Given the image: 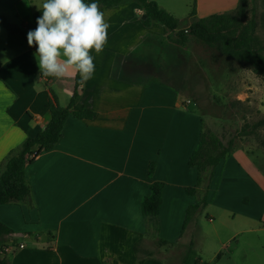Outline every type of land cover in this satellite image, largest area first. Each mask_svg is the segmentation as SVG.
<instances>
[{
	"label": "crops",
	"instance_id": "1",
	"mask_svg": "<svg viewBox=\"0 0 264 264\" xmlns=\"http://www.w3.org/2000/svg\"><path fill=\"white\" fill-rule=\"evenodd\" d=\"M153 1L178 16L160 0ZM194 2L201 19L202 2L191 0V11ZM43 3L0 0V15L19 26L31 25L37 5ZM101 11L110 25L108 40L95 56L93 78L81 85L76 101L97 117L87 121L71 116L57 146L27 164L29 197L0 206V222L13 231L0 246L1 258L9 264H138L141 258L145 264H163L140 257L139 245L157 224L159 239L182 247L187 210L196 204L197 196L187 193L198 179L189 160L202 125L192 111L182 108L183 94L175 83L134 82L116 75L120 63L129 68L126 60L138 54L147 40H162L170 31L158 23L146 26L145 9L134 1ZM35 51L19 34L0 25V174L26 139L50 122L49 86L58 88L61 105L70 103L74 94L79 72L70 69L66 87L63 77L47 79L40 73ZM90 55H95L94 49ZM228 159L243 169L253 183L255 199L264 203V183L250 159L235 151L219 167ZM151 162L156 163L153 178L149 177ZM154 181L165 183L156 219L144 216L141 207ZM172 232L178 240L169 241Z\"/></svg>",
	"mask_w": 264,
	"mask_h": 264
},
{
	"label": "rangeland",
	"instance_id": "2",
	"mask_svg": "<svg viewBox=\"0 0 264 264\" xmlns=\"http://www.w3.org/2000/svg\"><path fill=\"white\" fill-rule=\"evenodd\" d=\"M201 2L200 12L205 18L217 12H237L238 0ZM160 3L177 13L180 27L162 40H147L138 54L126 60L129 68L123 69L120 63L116 75L134 82L157 79L175 83L183 94L182 108L192 111L202 125L211 157L195 196L201 208L186 229L182 247L179 242L163 243L154 225L139 245L140 257L163 264H185L189 242L193 241L197 256L190 264H196L199 257L200 264H264V203L255 199L252 181L233 159L219 167L235 151H242L264 183V75L255 74L246 61L225 54L222 42L209 44L189 32L184 33L185 39L178 35L196 22L189 18L191 0ZM225 23L235 30L224 33V40L251 43L264 54V0H247L239 20ZM241 34L244 38H239ZM61 80L66 87L68 78ZM53 89L58 92L57 87ZM216 160L220 163L212 165ZM170 219L174 222L175 215ZM174 235L169 234V241L178 240Z\"/></svg>",
	"mask_w": 264,
	"mask_h": 264
},
{
	"label": "trees",
	"instance_id": "3",
	"mask_svg": "<svg viewBox=\"0 0 264 264\" xmlns=\"http://www.w3.org/2000/svg\"><path fill=\"white\" fill-rule=\"evenodd\" d=\"M128 1H134L144 7L146 14L144 24L146 26L158 23L165 26L171 32L178 30L180 27V20L161 8L159 4L153 0H97L100 10L107 7H118ZM84 2L90 4L93 0H84ZM246 4L247 0H239V5L236 9L237 12L233 15L229 13L214 14L197 20V3L194 2L190 17L195 19L196 22L193 23L188 30L184 32L179 31L178 35L185 39L184 33L189 32L190 35L195 36L199 40L209 44L222 42V51L225 54L246 61L253 67L255 74L264 75V54H261L257 49H255L251 43L246 45L238 40L230 41L223 39L224 33L235 30V28H227L228 26L225 21L239 20L244 13ZM41 15L42 12L40 10L37 11L34 16L33 24L23 26L11 23L4 16L0 15V25H3L10 32L19 34L24 40H27L28 31L36 29V20ZM243 36L244 35L241 34L239 38H244ZM46 78L51 79L49 77ZM78 81L79 73L76 76L74 94L68 107H63L60 104L58 94L52 87L49 86V110L51 112V120L42 132L37 134L35 137H28L22 149L16 155L10 156L7 159L5 168L0 174V206L6 205L10 202L24 201L29 197L31 189L27 184L25 173L27 164L33 163L41 153L50 152L57 146L63 136L67 120L71 116L78 120L87 121L94 120L97 117V113L91 108H88L87 106H78L76 104L79 96V89L82 85ZM210 157L211 154L207 149L206 134L201 131L199 143L189 160V166L191 168H196L198 171L196 187L187 188V193L189 195H195L197 187L201 185L203 181L202 171L205 170L208 158ZM219 163V160H216L212 162V165L217 166ZM155 169L156 163L151 162L149 166L150 178H153ZM164 189L165 183L163 182L154 181L151 183V194L144 197L141 202L142 213L144 216L153 219H156L159 216L160 209L163 205ZM203 205L204 207L208 205L205 199L203 201ZM200 208V204L197 203L188 208L182 234L185 233L189 223L193 219L194 214ZM12 233L13 231L8 226L0 222V243L5 237L11 235ZM163 243L168 242L163 241ZM188 248L189 250L184 261L185 264H190L192 257L194 255L197 256L194 250L193 241L189 243ZM5 251L6 250H4V252ZM198 261L196 264H200V257L198 258ZM0 264H9V262L6 257H0ZM138 264H145V258H141Z\"/></svg>",
	"mask_w": 264,
	"mask_h": 264
},
{
	"label": "clouds",
	"instance_id": "4",
	"mask_svg": "<svg viewBox=\"0 0 264 264\" xmlns=\"http://www.w3.org/2000/svg\"><path fill=\"white\" fill-rule=\"evenodd\" d=\"M35 30L27 33L29 47L42 76L59 78L74 67L79 83L86 84L94 76L95 56L102 52L108 40L110 25L105 20L97 0H44ZM95 55H90L91 50ZM65 59H62L61 57ZM5 57L4 63H8Z\"/></svg>",
	"mask_w": 264,
	"mask_h": 264
},
{
	"label": "built area",
	"instance_id": "5",
	"mask_svg": "<svg viewBox=\"0 0 264 264\" xmlns=\"http://www.w3.org/2000/svg\"><path fill=\"white\" fill-rule=\"evenodd\" d=\"M23 247V246H22Z\"/></svg>",
	"mask_w": 264,
	"mask_h": 264
}]
</instances>
